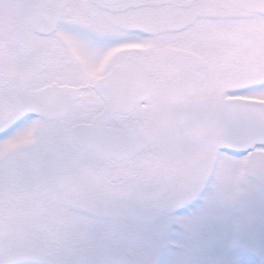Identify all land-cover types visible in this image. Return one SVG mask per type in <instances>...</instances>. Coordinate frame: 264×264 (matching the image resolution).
I'll return each instance as SVG.
<instances>
[{"label":"snow or ice","instance_id":"1","mask_svg":"<svg viewBox=\"0 0 264 264\" xmlns=\"http://www.w3.org/2000/svg\"><path fill=\"white\" fill-rule=\"evenodd\" d=\"M0 264H264V0H0Z\"/></svg>","mask_w":264,"mask_h":264}]
</instances>
